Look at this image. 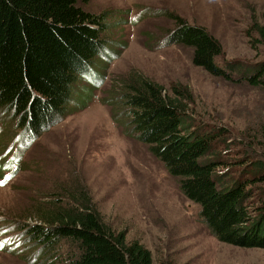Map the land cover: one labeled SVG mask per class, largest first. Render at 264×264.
I'll return each instance as SVG.
<instances>
[{"label":"rangeland","instance_id":"374dc122","mask_svg":"<svg viewBox=\"0 0 264 264\" xmlns=\"http://www.w3.org/2000/svg\"><path fill=\"white\" fill-rule=\"evenodd\" d=\"M86 7L105 13L107 27L96 63L75 82L68 102L74 110L23 151L26 138L2 139L9 118L0 114V143H9L0 160L11 158L0 165V264H63L68 245L50 259L45 246L27 241L24 226L78 187L106 223L140 240L155 262L264 264L263 248L228 244L211 233L178 179L103 101L121 73L148 75L166 90L182 83L202 120L228 128L237 147L251 142L264 151V87L213 75L193 62L190 46L167 40L173 12L221 41L218 60H264V0H90Z\"/></svg>","mask_w":264,"mask_h":264},{"label":"trees","instance_id":"16d2710c","mask_svg":"<svg viewBox=\"0 0 264 264\" xmlns=\"http://www.w3.org/2000/svg\"><path fill=\"white\" fill-rule=\"evenodd\" d=\"M89 1L0 0V114L9 118L2 139L26 138L20 151L74 110L68 102L75 82L104 46L106 15L88 9ZM170 13L176 25L167 40L190 46L196 65L264 87V60H218L223 45L214 34ZM117 82L103 101L178 179L211 233L228 244L264 249V151L251 142L239 148L228 128L202 120L187 85L166 90L134 71L121 73ZM10 159L0 160L1 167ZM47 206L24 229L27 241L45 246L50 259L58 258L55 253L65 244L63 264H172L155 262L140 240H128L125 230L106 223L85 188Z\"/></svg>","mask_w":264,"mask_h":264}]
</instances>
